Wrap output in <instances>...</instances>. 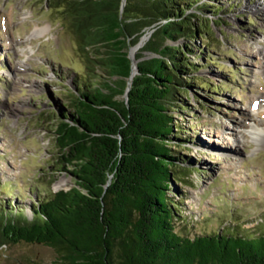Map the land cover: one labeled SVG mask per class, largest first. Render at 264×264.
I'll return each mask as SVG.
<instances>
[{"label":"trees","instance_id":"trees-1","mask_svg":"<svg viewBox=\"0 0 264 264\" xmlns=\"http://www.w3.org/2000/svg\"><path fill=\"white\" fill-rule=\"evenodd\" d=\"M195 3L49 0L84 66L67 111L54 118L55 148L72 167L73 183L34 206L31 219L0 206L1 246L50 247L56 253L51 264H264V233L230 229L191 237L175 231L177 208L167 191L184 171L173 162L179 158L171 144L186 140L169 114L181 108L178 95L189 82L204 83L192 76L196 65L186 57L192 50L166 41L208 38L203 28L221 14L206 4L218 19L187 15L186 6ZM146 29L153 31L135 55L126 99L129 51Z\"/></svg>","mask_w":264,"mask_h":264},{"label":"rangeland","instance_id":"rangeland-1","mask_svg":"<svg viewBox=\"0 0 264 264\" xmlns=\"http://www.w3.org/2000/svg\"><path fill=\"white\" fill-rule=\"evenodd\" d=\"M193 1L187 15L218 19L206 4L221 14L203 28L208 38L166 41L192 50L186 56L196 65L192 76L204 83L189 82L178 95L181 108L169 114L186 140L171 144L179 158L173 162L184 171L167 191L176 203L175 231L258 236L264 233V0ZM48 2L0 0V206L27 219L49 194L72 186V167L55 148L54 118L67 111V96L84 70ZM152 31L145 30L146 41ZM55 258L40 244L0 245L2 264Z\"/></svg>","mask_w":264,"mask_h":264},{"label":"bare ground","instance_id":"bare-ground-1","mask_svg":"<svg viewBox=\"0 0 264 264\" xmlns=\"http://www.w3.org/2000/svg\"><path fill=\"white\" fill-rule=\"evenodd\" d=\"M145 41H146V37L144 36V37H142L141 39H140V41L137 43V45H135L134 47H132V48H130V51H129V53L133 56V58L135 57V55H136V53H137V51L144 45V43H145ZM135 59V58H134ZM135 72V69H133V73ZM253 132V131H252ZM260 133H257V135H259ZM264 135V134H263ZM262 137V136H261ZM62 185V182L60 181V182H58L57 184H56V186L55 187H59V186H61Z\"/></svg>","mask_w":264,"mask_h":264},{"label":"water","instance_id":"water-1","mask_svg":"<svg viewBox=\"0 0 264 264\" xmlns=\"http://www.w3.org/2000/svg\"><path fill=\"white\" fill-rule=\"evenodd\" d=\"M124 2V1H123ZM145 35H143L142 37H144ZM141 37V38H142ZM140 38V39H141ZM140 41V40H139ZM137 45V44H136ZM129 57H130V59H131V61H132V68H131V74H130V77H129V82H128V87H127V91H126V94H125V97H126V99H127V92H128V90H129V88H130V80L132 79V77L137 73V67H136V60L133 58V56L129 53ZM133 69H135V72L133 73Z\"/></svg>","mask_w":264,"mask_h":264}]
</instances>
